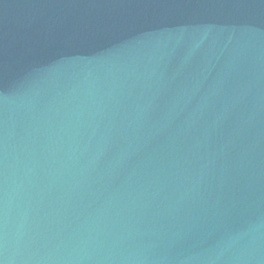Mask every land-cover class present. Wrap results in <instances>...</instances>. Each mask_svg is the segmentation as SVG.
Returning <instances> with one entry per match:
<instances>
[{
	"label": "water",
	"instance_id": "water-1",
	"mask_svg": "<svg viewBox=\"0 0 264 264\" xmlns=\"http://www.w3.org/2000/svg\"><path fill=\"white\" fill-rule=\"evenodd\" d=\"M0 264H264V0H0Z\"/></svg>",
	"mask_w": 264,
	"mask_h": 264
}]
</instances>
